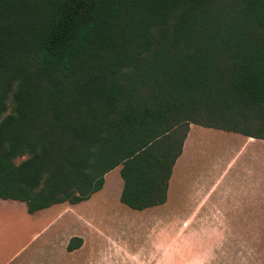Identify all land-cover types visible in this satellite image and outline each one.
Segmentation results:
<instances>
[{"label": "trees", "instance_id": "1", "mask_svg": "<svg viewBox=\"0 0 264 264\" xmlns=\"http://www.w3.org/2000/svg\"><path fill=\"white\" fill-rule=\"evenodd\" d=\"M190 123L264 140V0H0L1 199L78 203L119 166L121 203L161 204Z\"/></svg>", "mask_w": 264, "mask_h": 264}, {"label": "crops", "instance_id": "2", "mask_svg": "<svg viewBox=\"0 0 264 264\" xmlns=\"http://www.w3.org/2000/svg\"><path fill=\"white\" fill-rule=\"evenodd\" d=\"M114 169L78 203L28 213L22 201L0 198V264H139L114 254L111 234L95 222L107 193L119 201L121 178H108ZM131 210L132 217L161 215L170 230L184 226L186 264H264V140L190 123L164 202ZM74 237L80 245L68 251Z\"/></svg>", "mask_w": 264, "mask_h": 264}, {"label": "rangeland", "instance_id": "3", "mask_svg": "<svg viewBox=\"0 0 264 264\" xmlns=\"http://www.w3.org/2000/svg\"><path fill=\"white\" fill-rule=\"evenodd\" d=\"M20 158H15L17 163ZM120 180L117 170L109 173ZM112 191V189L108 190ZM104 206L95 207V222L104 227L106 233L111 234L110 244L112 252L133 256L138 263L143 264H186V232L185 227H176L175 230L166 228L161 215L136 214L132 217L133 210L120 203L114 194L107 193ZM106 212L103 214V212ZM108 212V213H107ZM106 233L98 231L101 237ZM106 238V237H105ZM126 251V252H125Z\"/></svg>", "mask_w": 264, "mask_h": 264}]
</instances>
